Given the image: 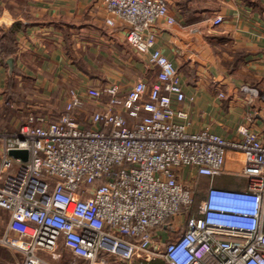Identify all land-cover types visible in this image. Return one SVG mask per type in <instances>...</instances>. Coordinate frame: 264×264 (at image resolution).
<instances>
[{"label":"built area","instance_id":"built-area-1","mask_svg":"<svg viewBox=\"0 0 264 264\" xmlns=\"http://www.w3.org/2000/svg\"><path fill=\"white\" fill-rule=\"evenodd\" d=\"M105 4L107 22L126 24L127 41L149 55L164 92L146 99L138 88L122 97L117 84L89 87L85 96L72 90L55 118L29 113L17 130L0 132V208L17 233L0 242L21 252L23 264H41L39 250H54L61 239L88 264H108L109 256L264 264V141L245 125L232 137L189 129L186 111L175 105L187 98L178 68L154 47L152 26L176 21L167 0ZM3 57L0 32V65ZM104 93L109 99L87 117L90 125L81 123L77 110ZM12 149L27 150V160ZM229 151L244 155L243 186L215 181ZM184 168L195 171L189 183ZM201 177L210 180L206 188ZM161 227L166 235L157 240Z\"/></svg>","mask_w":264,"mask_h":264},{"label":"crops","instance_id":"crops-1","mask_svg":"<svg viewBox=\"0 0 264 264\" xmlns=\"http://www.w3.org/2000/svg\"><path fill=\"white\" fill-rule=\"evenodd\" d=\"M167 1L176 21L160 19L152 26L154 47L178 68L177 81L187 98L175 105L186 111L189 129L232 137L245 125L264 141V0ZM218 15L223 21L216 24ZM110 16L105 0H0V132L17 130L27 113L55 118L72 90L85 96L89 87L117 84L122 97L138 88L146 99L164 92L149 55L127 41L122 20L109 24ZM9 58H14L12 70ZM5 96L10 106L4 104ZM108 99L104 93L99 103L78 109L79 121L84 123L82 115L100 109ZM243 164V153L229 151L226 170L216 183L245 185L242 174L237 177L232 171H242ZM182 172L181 179L189 183L195 171ZM199 179L203 184L210 181ZM10 217L0 208V236L17 235L9 230ZM165 233L166 227L157 229L156 239ZM38 253L41 264H88L62 239L54 250ZM23 261L21 252L0 242V264ZM108 264L167 262L162 256L128 262L109 256Z\"/></svg>","mask_w":264,"mask_h":264},{"label":"water","instance_id":"water-1","mask_svg":"<svg viewBox=\"0 0 264 264\" xmlns=\"http://www.w3.org/2000/svg\"><path fill=\"white\" fill-rule=\"evenodd\" d=\"M9 64H10V67H11V70L14 68V58H9L8 60ZM10 154L15 156V157H22L24 160H27L28 158V151L25 150V149H12L10 151Z\"/></svg>","mask_w":264,"mask_h":264},{"label":"rangeland","instance_id":"rangeland-1","mask_svg":"<svg viewBox=\"0 0 264 264\" xmlns=\"http://www.w3.org/2000/svg\"><path fill=\"white\" fill-rule=\"evenodd\" d=\"M7 101H8V99H7L6 96H5L4 104H5L6 106H10V104L7 103ZM9 108H10V107H9ZM27 115H28V113L26 114V116H27ZM89 115H90V114H89ZM89 115H86V116H85V114L82 115V120L84 121V123L86 122L85 119H87V117H88ZM50 117H51V116H50ZM232 171H234L235 174H238L237 177H239V176L241 175V171H240L239 169H235V170H232ZM237 177H236V178H237ZM236 178H235V179H236ZM202 186H203L204 188H206V187H207V184L204 183ZM178 219H179V220H184V218H183L182 216H179ZM163 240H164V239H163Z\"/></svg>","mask_w":264,"mask_h":264}]
</instances>
